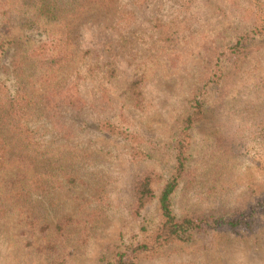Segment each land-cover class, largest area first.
<instances>
[{"label":"rangeland","instance_id":"374dc122","mask_svg":"<svg viewBox=\"0 0 264 264\" xmlns=\"http://www.w3.org/2000/svg\"><path fill=\"white\" fill-rule=\"evenodd\" d=\"M39 1L0 0V42H10L0 52V101L20 91L37 99L21 122L30 120L33 139L17 135L11 118L0 122L8 151L0 264H107L145 220L158 221L157 204L135 214V188L173 172L178 129L197 100L175 212L254 210L256 225L139 264H264V36L215 67L250 42L264 0H56L66 18L47 34L59 35L67 53L54 63L44 62L41 31L26 22ZM54 176L66 183L58 187Z\"/></svg>","mask_w":264,"mask_h":264},{"label":"trees","instance_id":"16d2710c","mask_svg":"<svg viewBox=\"0 0 264 264\" xmlns=\"http://www.w3.org/2000/svg\"><path fill=\"white\" fill-rule=\"evenodd\" d=\"M103 1L107 7L109 0ZM64 12V9L56 0H40L35 4L32 15L28 17L26 21L30 29L41 31L40 34L45 43L43 42L44 44H42L40 48L47 49L48 52L45 51V53L51 57L45 59V63L48 61L54 63L60 55L67 53V51L64 50L65 47L61 50L60 44L62 41L59 35L51 38V36L47 34L49 33L52 23H58V26H61L66 18ZM258 19L259 21L256 22L251 32L253 37H246L250 39V42H238L233 48V52H229V50L225 52L222 59L217 60V64L215 65L216 69H223L225 64L232 63V61H234V56L239 55L241 51L248 50L257 37L264 36L263 9L260 10ZM9 44L10 42H0V52H5ZM57 50H60V52ZM35 100L37 99L31 97L30 91H20L11 95L7 102L0 101V122H5L7 118H11L14 126L13 128L21 129L22 134L15 130L17 135H29L33 139V133L28 127L30 120H28L26 127H24L21 122L27 119V116H29L28 111L37 104ZM201 109L200 102L197 100V112L189 115L181 124V128L178 129L180 135L173 146V153L175 156L173 172L166 178L154 176L157 180L153 176L148 175L138 181L136 185L135 214L141 217L144 210L152 204H157L159 213L161 214L159 215L158 221L152 224L145 220L142 223L144 225L140 229L139 234L134 237L131 243H123L121 246H118L115 257L109 260L107 264H139L140 260L157 256L162 250L173 245H186L198 239L200 236H205L212 232L241 230L250 232L254 229L256 225L254 210L239 211L229 217L223 216L221 218L205 215L181 217L175 212L173 196L189 171L188 167L191 157L190 139L192 131L197 124L196 115L201 112ZM102 127H104L106 131L110 129L113 134L120 133L117 126L111 122L104 121ZM4 139L5 138L0 132V184L2 181V174L7 168L8 151ZM40 176L39 174L37 175L39 178ZM54 179L58 187H60V184L66 183L65 179L62 180L58 178V176H54ZM36 184L42 189L41 192L47 190L43 180L36 181ZM259 208L264 212V202L259 205Z\"/></svg>","mask_w":264,"mask_h":264}]
</instances>
